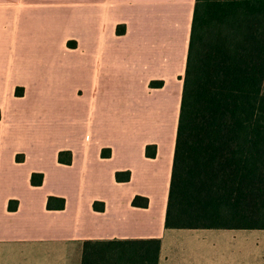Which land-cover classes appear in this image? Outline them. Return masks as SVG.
<instances>
[{
    "label": "crops",
    "instance_id": "crops-1",
    "mask_svg": "<svg viewBox=\"0 0 264 264\" xmlns=\"http://www.w3.org/2000/svg\"><path fill=\"white\" fill-rule=\"evenodd\" d=\"M195 2L0 0V264H82L85 240L127 238H161L158 264H264V228L166 226Z\"/></svg>",
    "mask_w": 264,
    "mask_h": 264
},
{
    "label": "trees",
    "instance_id": "trees-1",
    "mask_svg": "<svg viewBox=\"0 0 264 264\" xmlns=\"http://www.w3.org/2000/svg\"><path fill=\"white\" fill-rule=\"evenodd\" d=\"M157 151L156 143L147 145L148 156ZM59 160L72 163V151H61ZM44 176L34 172L32 182L40 185ZM149 202L140 194L133 200ZM47 204L64 208L66 198L52 195ZM94 206L104 210L105 202ZM166 226L264 228V0L195 2ZM161 246V238L87 239L82 264H158Z\"/></svg>",
    "mask_w": 264,
    "mask_h": 264
}]
</instances>
